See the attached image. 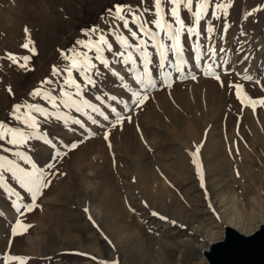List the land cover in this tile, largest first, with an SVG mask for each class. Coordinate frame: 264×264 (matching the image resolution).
I'll return each instance as SVG.
<instances>
[{
  "label": "rangeland",
  "instance_id": "374dc122",
  "mask_svg": "<svg viewBox=\"0 0 264 264\" xmlns=\"http://www.w3.org/2000/svg\"><path fill=\"white\" fill-rule=\"evenodd\" d=\"M225 2L227 11L217 12L215 4ZM116 5L125 7L128 28L109 12ZM171 7L165 5V12ZM133 13L156 31L154 0H0V122L30 137L19 147L0 141V156L51 181L35 201L40 207L29 212L32 193L3 173L0 264H9V255L26 258V264H208L203 252L224 238L226 226L251 234L264 223V106L253 112L231 87L241 84L251 98H264V0H214L199 24L182 6L186 25L200 34L183 33V56L169 52L163 66L156 41L140 36L149 40L150 77L143 72V52L136 51L143 44L129 31L140 35ZM101 34L112 47L104 49L103 63L93 59V84L73 71L81 85V96L73 97L79 110L65 107L63 93L72 96L75 89L67 86L63 70L70 61L64 55L86 52L77 41H96ZM121 36L132 47L125 49ZM161 39L170 45L167 36ZM26 43L29 48L22 47ZM9 53L19 64L29 57L27 67L14 64ZM209 66L223 86L205 74ZM37 89L60 106L31 95ZM136 93L148 97L140 106ZM28 104L50 114L31 113L36 129L13 115L17 105V115L26 114ZM238 128L246 133L243 140ZM198 144L208 145L212 157L203 180L187 160ZM18 222L31 227L14 234Z\"/></svg>",
  "mask_w": 264,
  "mask_h": 264
},
{
  "label": "snow or ice",
  "instance_id": "6c2138e0",
  "mask_svg": "<svg viewBox=\"0 0 264 264\" xmlns=\"http://www.w3.org/2000/svg\"><path fill=\"white\" fill-rule=\"evenodd\" d=\"M214 0H198V3L196 5V10H193V0H154V8H155V15L157 19L154 22V28L156 31H153L152 28L146 27L147 21H142L138 15L135 13L132 14L133 20L137 22L140 35L137 34L135 31H131L129 28V31L131 32L132 38L137 40L138 43L143 44V48L137 47L136 51L143 52V72L146 76H151L149 65L150 60L148 58L146 48L148 47L149 40H141L140 36L149 37L151 40H155L156 43L153 45V47H158L160 49L159 55L161 57V64L163 66L164 62L168 58L169 52H174V54L177 57L183 56V47L181 44V35L183 33H187L188 35L192 36H199V31L195 26H188L186 25L185 21L183 20L181 16V7L187 9L188 12L192 13V16L196 22V24H199L205 17L208 16V9L212 6ZM165 5H171L172 7L168 9L167 12H165ZM229 5L228 3H216L215 8L217 12H226ZM110 13H113V17L115 20L121 21L123 23V26L125 28H128V18L126 17L125 13V7L116 5L114 8V12L112 9L109 10ZM219 18V17H217ZM92 33H95L97 30L95 28L89 30ZM209 31H212V28H209ZM25 32L27 34L28 30L25 29ZM87 34V33H86ZM167 36L168 40L171 42L170 45L166 46L165 43L161 40H157V36ZM118 42L125 48L128 49L132 47L129 43L128 37H117ZM29 43L33 44V47L29 49L33 53H35V47L34 42H32L29 39ZM29 43H26L22 45L24 48H29ZM77 43L84 49H86V52H73L72 56L69 57L67 54L64 55V58L66 60L70 61V64L67 68H65L63 71L67 73L68 80H67V86L72 87L75 89V92L72 96L69 95L68 92H64L63 96L66 97L65 100L62 101L63 105L65 107H68L69 105L75 106L76 110H79V105L77 104V100L73 97H80L81 96V85L80 83H77L76 79L73 78V71H79L84 74V79L88 84H93L94 81L91 79V76L88 74L91 72L92 69H94L95 65L93 64V59L99 60L103 63V51L105 48L111 49L112 45L109 43L108 39L101 34L98 37V40L88 42L85 41H77ZM95 52V56L91 57L88 55V52ZM123 55V54H121ZM211 55H216V50H211ZM8 58L14 63L18 64L20 67H27V62L30 59L29 57H23L24 63L19 64L18 59L11 53L8 54ZM128 60L135 62L133 60V57L131 55L128 56ZM183 61L181 60L180 63H177L175 65L177 72L182 71L181 63ZM53 72L56 74H59L60 70L53 68ZM206 75H212L213 78L220 81V76L216 74L212 67L209 66L208 71L205 73ZM194 78V77H193ZM242 79L246 81H254L255 83L259 84L260 81L256 80L251 75H243L241 77ZM221 85L223 86V81H220ZM44 83L51 84L52 81H45ZM149 85H152V80L149 78L148 80ZM231 87H233L236 90V96L238 99H240L242 105H246L252 108L253 112H255L257 105L264 106V98L260 99H253L244 91V87L241 84H232ZM264 87V86H262ZM9 91L11 92V89L9 88ZM33 96H43L46 100H48L49 103H51L53 108H58L60 105L57 103V98L50 93H42L40 89L35 90L33 93H31ZM137 97V105L140 106L142 103L148 99L146 95L141 96L140 93L135 94ZM27 108V113L22 115H17V113H20L21 106L17 105L15 107L14 111V118L25 125L28 128L36 129L38 127L37 119L35 116L31 115V113L35 112L38 113L41 116L47 117L50 114L45 111L44 108L39 106H34L32 104H28L25 106ZM87 107L91 108L92 111H99V109L94 108L92 105H87ZM57 119H60V117H57ZM122 119L118 116V120ZM30 137L21 129L18 128H12L9 127L7 124L0 122V141H6L7 143L13 145V146H23ZM107 138V137H106ZM2 147V146H0ZM7 151V149H5ZM197 150V154L198 155ZM17 155H21L20 153H17ZM21 158L29 163L28 158L26 156H22ZM194 162L197 163V168L199 170V173L201 175V179L203 180V172H202V166L198 163V161L194 158ZM35 166L33 165V168ZM49 167H53V165H49ZM4 172H10L13 177L16 178V180L29 192L32 193V201L33 203L31 205L26 206L27 211H33L35 208L40 207L38 204L35 203L37 198L43 194V189L48 187L51 183L50 180L45 183L47 180V176L44 172H41L39 170H35L32 172L27 171L24 168H21L18 164L14 163L12 160L7 159L6 157L0 156V187L3 186L4 181ZM17 211L19 212L20 209L17 208ZM87 212L88 210L85 209ZM23 214V213H22ZM153 215H159L158 213H153ZM89 219H91V216H89ZM162 220H167L166 217H160ZM173 224L176 223V221H172ZM31 225H25L21 222L17 223L16 228L13 230L14 234L16 233V229H21L23 231H26ZM9 264H26V258L24 257H18L9 255L7 257ZM100 264H105V262H100Z\"/></svg>",
  "mask_w": 264,
  "mask_h": 264
},
{
  "label": "water",
  "instance_id": "95a60500",
  "mask_svg": "<svg viewBox=\"0 0 264 264\" xmlns=\"http://www.w3.org/2000/svg\"><path fill=\"white\" fill-rule=\"evenodd\" d=\"M203 255L208 264H264V223L251 234L226 226L224 238Z\"/></svg>",
  "mask_w": 264,
  "mask_h": 264
},
{
  "label": "bare ground",
  "instance_id": "6f19581e",
  "mask_svg": "<svg viewBox=\"0 0 264 264\" xmlns=\"http://www.w3.org/2000/svg\"><path fill=\"white\" fill-rule=\"evenodd\" d=\"M235 132V134H236V136H237V138L238 139H240V140H243V138H244V136L246 135V133H245V131L244 130H242V129H239L238 128V130H235L234 131ZM184 133H185V136H189L190 135V131L188 130V129H185L184 130ZM225 133H226V131H225ZM243 134H244V136H243ZM231 135V134H230ZM242 145V144H241ZM200 147H202L203 149L202 150H200ZM243 150L245 149L244 148V146L243 147H241ZM240 148V149H241ZM192 150H191V152H190V154H188L187 153V155H188V157H187V160H188V162H190L191 164H193V163H195V165H196V171L197 172H199V170H198V168H197V163L196 162H194V158L198 161V163L202 166V172H203V177H204V175H207V172H205V170H206V168H204V165H206L205 164V161L207 162V160L208 159H211L212 157L211 156H207L208 155V152H209V146L207 145V146H205V147H203L201 144H198L197 146H195V147H193V148H191ZM197 150H199L198 151V155H196L197 154ZM243 150H242V152H243ZM245 151V150H244ZM240 152V151H239ZM241 152V153H242ZM228 152H226L225 151V154H227ZM202 156H203V159H202ZM205 156V157H204ZM202 161H204V163L202 162ZM194 170H195V166H194ZM221 170L220 169H218V175L219 176H221L222 174H221ZM201 176V175H200ZM165 185V184H164ZM161 188H162V186H161ZM169 188V187H168ZM164 188H162V189H160L158 192H159V194H158V196H157V199H159L160 201H161V203L163 202V197H164V194H165V191L163 190ZM159 204V203H158ZM152 244V243H151ZM150 261H151V259H150Z\"/></svg>",
  "mask_w": 264,
  "mask_h": 264
}]
</instances>
